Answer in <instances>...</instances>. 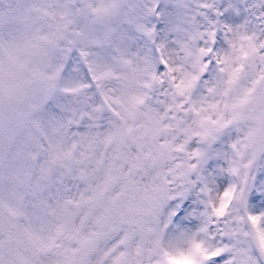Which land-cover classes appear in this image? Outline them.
Listing matches in <instances>:
<instances>
[{
	"label": "snow or ice",
	"instance_id": "obj_1",
	"mask_svg": "<svg viewBox=\"0 0 264 264\" xmlns=\"http://www.w3.org/2000/svg\"><path fill=\"white\" fill-rule=\"evenodd\" d=\"M0 264H264V0H0Z\"/></svg>",
	"mask_w": 264,
	"mask_h": 264
}]
</instances>
